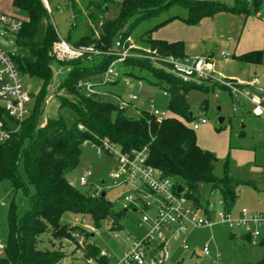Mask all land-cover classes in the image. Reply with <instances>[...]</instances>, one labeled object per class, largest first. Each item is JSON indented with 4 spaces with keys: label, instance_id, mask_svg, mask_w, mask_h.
<instances>
[{
    "label": "trees",
    "instance_id": "obj_1",
    "mask_svg": "<svg viewBox=\"0 0 264 264\" xmlns=\"http://www.w3.org/2000/svg\"><path fill=\"white\" fill-rule=\"evenodd\" d=\"M13 5L24 17L23 27L15 36L16 53L12 57L13 61L22 74L41 80L43 86L33 113L18 124L16 132L9 133L7 140L0 143V184L9 183L14 193L7 212L8 236L4 242L0 264H60L67 257L65 251L38 249L39 238L50 233L53 241H76L75 234L78 232L83 237L78 248L94 263L109 264L107 259L100 256V251L87 242L89 233L84 228L61 223L62 216L71 213L89 216L96 228L106 221L110 224L111 231H118L122 229L121 220L128 211L126 208L115 210L106 194L93 196L91 191L82 192L70 182L69 175L78 167L82 147L87 142L100 144L102 140H108L120 146L124 152L146 148L149 164L175 185H182L186 190L185 196L193 200L197 207H203V186L213 193L219 192L227 211L235 203L239 187L257 186L254 180L229 176L227 165L223 176L215 177L217 158L211 152L201 149L195 131L189 126L197 118L189 115V94L199 91L209 95L219 86L184 83L149 60L128 59L123 66L138 69L139 72L146 71L152 76V83L169 96L168 108L172 113L162 120L145 110L138 111L137 117H131L127 114V109L119 110L116 103L105 101L96 95L87 96L78 88L80 82L97 81L114 58L102 56L91 62L55 60L51 50L59 38L42 1L13 0ZM105 6H114L117 14L113 19L98 22H101L98 38L91 35L75 43L68 42L76 47L95 45L106 51L113 46L119 34L127 39L140 23L158 18L173 7L184 9L186 17H170L160 25L180 20L188 26H196L202 20L218 14L248 16L250 7L255 12L260 7L257 2L249 5L247 1L241 0H234L232 6L208 0H122L119 3L102 0L97 5L100 13L107 12L104 10ZM94 23L95 26L98 25L97 22ZM139 39L149 47L150 52L156 51L162 57H187L182 41L153 39L151 30ZM140 53L143 51L140 50ZM232 57L253 66L264 64V50ZM98 59L100 63L96 64ZM55 64L69 68L67 80L55 94L59 96L60 109L65 107L71 110L75 121L68 126L59 116L47 120L41 127L39 119L45 102L43 98L53 76L51 67L55 68ZM207 104V99L203 100L200 108L205 109ZM6 116L0 109V120L3 121ZM20 163L23 165L26 181L20 175ZM19 193L28 196L29 208L17 224L16 196ZM246 239L252 242L249 235ZM53 241H50L51 245H54ZM259 245L264 249V240ZM255 264H264V255Z\"/></svg>",
    "mask_w": 264,
    "mask_h": 264
},
{
    "label": "rangeland",
    "instance_id": "obj_2",
    "mask_svg": "<svg viewBox=\"0 0 264 264\" xmlns=\"http://www.w3.org/2000/svg\"><path fill=\"white\" fill-rule=\"evenodd\" d=\"M121 1L115 0V2ZM208 1H217L230 6L234 4V0ZM7 4L9 5V3ZM250 8V14L245 23H243L244 17L228 14L223 23L210 25L208 22V26L203 24L201 26L203 35L198 37L196 35L199 31L198 25L188 26L180 20L160 25L170 17H186L187 13L184 9L173 7L158 18L140 23L132 32V42L129 44L132 46L136 44L139 48L146 47V44L141 42L139 37L151 30L153 39L168 42L182 41L185 54L190 58H201L204 57L203 55L212 53V73L216 78L233 79L239 84H246L255 76H258L260 84L264 86V64L253 66L240 62L233 57L228 61H224L221 58L222 53L237 57L241 53L253 51L254 49L264 50V40L257 34L258 31L256 30L257 22L264 19V8L259 9L260 17L258 19H255L257 12L253 11V7ZM112 14L113 10H110L109 14L106 15V19H113ZM49 18L56 28L58 36L65 39L68 36L67 33H70L71 42L90 35L92 31H94V37L100 33L97 25L94 27L90 26L89 20L84 14H80L77 19H73L71 8L67 10L66 8L58 9L56 5L51 6ZM231 19L232 23L236 24L234 33L230 29ZM4 32V29L0 28V46L5 50L12 51L15 48L14 40L10 34H4ZM228 37L235 38V42L230 43ZM99 60L95 63H100ZM55 68L56 72L53 73L43 101L49 96L51 98L47 103H43L39 125L49 119H55L60 116L70 126L75 121V115L68 108L60 109L59 96L55 94L58 88L67 80L69 73L67 68H62L57 64H55ZM117 68L118 79H120V84L117 85V88L123 94V98L127 100L133 95L137 96V100L134 102L136 109H130L127 112L129 116L137 117L138 111L142 110L149 112L156 110L169 116L172 115L168 108L169 96L152 83V76L149 73L146 71L139 72L138 69L133 70L123 65H118ZM103 74L97 79L98 82L102 81ZM21 76L23 83L31 86L32 98L25 106V109L29 112V117L34 111L37 96L43 86V82L39 79L29 78L22 73ZM60 94L63 97H67L63 93ZM101 99H104V97L101 96ZM205 99H207L208 104L202 110L200 105ZM187 102L195 117H203L207 120L206 124L201 125L195 131V135L201 149L211 152L217 158L214 176L222 177L224 167L227 165L229 176L257 182L255 188L251 186L238 188V197L229 211L225 209L219 192L215 191L212 193L206 186H203L201 189L203 208L213 207L210 212V217L213 221H216L217 215L220 213H228L232 220L237 221L241 219V211L243 209L248 212L264 210V120L248 114L250 111L248 107L238 106L239 110H235L230 95L225 91L210 93L209 95L199 91H192L187 98ZM221 118L224 120L222 123L219 122ZM241 134L243 136L240 137L239 135ZM89 170L91 173L87 176V184L81 185L79 182L80 178L86 176ZM19 171L22 178L26 181L22 163L19 165ZM112 171H114V167L110 163L109 158L106 155H98L94 145L91 142H87L82 147L78 167L71 172L69 177L74 180L70 182L78 190L82 192L91 191L92 193L98 190L101 193H105L106 198L114 204L115 210H121L123 209L121 199L129 193V190L124 186H115L112 179L109 178V174ZM30 191L33 192L32 187H30ZM13 197L14 193L9 183H1L0 243L2 244H4L8 236L7 212ZM16 205L15 220L19 224L29 208L28 196H23L19 193L16 196ZM200 215L202 217L206 216L204 209H202ZM141 217V213L128 210L121 220L122 229L118 231H111L110 224L106 221L101 222L100 227L96 228L89 216L73 215L71 213L64 214L61 223L84 228L89 233L87 242L94 245L100 252H105L109 256V264H119L123 256L130 251L133 239L143 240L152 229L151 223L140 226ZM94 231H97V234ZM252 231H254V228L230 227L227 223H216L211 227L202 229L190 228L179 239L171 238L169 240L167 244L168 258L164 264H255L264 255V249L259 245L264 240V228L258 227L260 237L257 240V244L245 240L248 233ZM113 233H117L118 237L115 238ZM80 235V232L75 234L76 241H53L50 233H47L39 238L38 249H62L66 251L65 253L74 255L77 253V247L83 242V237ZM127 237L131 238V240L127 241ZM184 239L187 245L186 249L183 245ZM50 241H53L54 245H51ZM205 247H207L208 255L204 254ZM2 255L3 251L0 250V256ZM78 261L81 264H86L80 255L78 256ZM73 262L74 260L69 256L60 264H72Z\"/></svg>",
    "mask_w": 264,
    "mask_h": 264
},
{
    "label": "built area",
    "instance_id": "obj_3",
    "mask_svg": "<svg viewBox=\"0 0 264 264\" xmlns=\"http://www.w3.org/2000/svg\"><path fill=\"white\" fill-rule=\"evenodd\" d=\"M254 2H257L260 8H264V0H251L248 4L252 5ZM256 16H259V11ZM23 24L24 18L18 15L0 13V28L4 29V34L11 35L14 43L15 36L21 31ZM130 42H132L130 37L124 39L123 34H119L113 46L104 51L95 45L76 47L59 38L52 46L51 55L59 62L77 60L91 62L102 56L114 58L107 67L101 82L87 80L78 84V88L87 96H104L99 87L108 83H116L119 78L118 65H123L128 59H146L184 83L199 85L209 83L219 86L220 88L215 92L226 91L230 95L235 110L238 106L248 107L253 117L264 119V86L260 84L258 76L246 84L216 78L212 73L213 62L209 58L162 57L156 51L150 52V50L140 53V49H134L135 47L130 45ZM15 53L16 46L12 51L0 46V109L18 126L29 115L25 106L30 102L32 93L31 86L23 83L21 72L13 61L12 57ZM221 57L224 61H228L231 55L222 53ZM67 70L69 71V68ZM50 98L51 96L45 100V103ZM136 100L137 96L133 95L127 100L117 98L115 103L119 110H125L132 108ZM151 113L159 120L167 116L166 113L156 110ZM206 123L205 118L197 117L190 126L196 131ZM44 125L45 122L41 127ZM9 133L11 132L4 121L0 120V143L7 140ZM93 145L98 155H106L113 164L114 171L109 174V178L115 186H124L129 190V193L121 199L123 208L142 214L141 227L148 223L152 225L150 233L143 240L133 239L130 251L123 256L119 264H164L168 258L167 244L171 238L179 239L190 228L202 229L216 223H227L230 227L254 228V231L249 232L248 235L252 243L257 244L260 237L258 227L264 228V210L248 212L243 209L241 219L237 221L232 220L228 213H220L216 221H213L210 217L213 207H197L193 200L185 196V189L182 193H178V185L149 164V153L146 148L141 151L124 152L120 146L108 140H102L100 144ZM90 173L89 170L86 176L80 178L81 185L87 184V176ZM100 194L98 190L93 192V196ZM202 209L206 213L205 217L200 215ZM94 232L97 234V231ZM113 236L117 238L118 234L113 233ZM126 239L131 240L129 237ZM183 245L186 249L185 239ZM3 249L4 244L0 243V250L3 251ZM204 254L208 255L207 247L204 249ZM100 256L109 260V256L103 251L100 252Z\"/></svg>",
    "mask_w": 264,
    "mask_h": 264
},
{
    "label": "crops",
    "instance_id": "obj_4",
    "mask_svg": "<svg viewBox=\"0 0 264 264\" xmlns=\"http://www.w3.org/2000/svg\"><path fill=\"white\" fill-rule=\"evenodd\" d=\"M42 1V3H43V5H44V7L47 9V11H48V13H49V11H50V7L51 6H55L56 5V8H58V9H63V8H66L67 10L69 9V8H71V10L73 11V19H77V16L78 15H80V14H84L87 18H88V20H89V24H90V26L91 27H94L95 26V23L94 22H99V21H103L104 19H106V15H108L109 14V12H110V10H113V18L115 17V15H116V10H115V8H114V6H109V7H104V10L105 11H107L105 14H102V13H100V11H99V9L97 8V5L99 4V3H101L102 2V0H41ZM108 1H110L111 3H119V2H115V0H108ZM244 1H251V0H244ZM7 3H9V5L7 4ZM262 8V7H261ZM259 9H260V7L258 8V10L257 11H259ZM256 11V12H257ZM0 13H4V14H15V15H18V16H20V17H22V18H24L18 11H17V9L14 7V5H13V0H0ZM228 16V14H225V13H222V14H218V15H216V16H214L213 18H210V19H204V20H202L199 24H198V29H199V31H198V33L196 34L198 37L200 36V35H203V33H202V27L201 26H203V24H206L207 26L209 25V23H210V25L211 24H213V25H218V24H220V23H223L224 21L223 20H225V18ZM235 16V15H234ZM239 16H241V17H244V22L243 23H245V21H246V19H247V17L248 16H244V15H239ZM257 17V18H256ZM255 17V19H258L260 16H256ZM256 21H258V20H256ZM209 22V23H208ZM230 23H231V26H230V29H232L231 31L234 33L235 32V28H236V24H234V23H232V19L230 20ZM258 24L256 25V30L258 31L257 32V34L264 40V19L263 20H261V21H258L257 22ZM100 24H101V22L100 23H98V25H97V27H99L100 26ZM205 26V25H204ZM211 27V26H210ZM56 29V28H55ZM93 33H94V31H92V33L90 34V35H88V36H91V35H93ZM68 34V36H67V38H65L64 40H66V41H70L71 42V38H70V33H67ZM166 34V33H165ZM58 35V34H57ZM98 35V34H97ZM93 36L94 38H96V37H98V36ZM169 35H171V34H169ZM88 36H85V37H88ZM85 37H81V38H79L78 40H76V41H74V42H71V43H75V42H77V41H79L80 39H82V38H85ZM160 38H162V39H165L164 37H162V36H159ZM58 38H60L59 36H58ZM130 38H131V36H130ZM178 38H180V37H178ZM60 39H62V38H60ZM235 38H233V37H228V41H230V43H234L235 42ZM169 41H171V40H169ZM134 47L135 48H137V49H140V50H142V51H148L149 50V47L146 45V47H142V48H139V47H137L136 46V44H134ZM254 49V48H253ZM256 50H261V49H254L253 51H256ZM249 52H251V51H249ZM245 53H247V52H245ZM241 54H244V53H241ZM240 54V55H241ZM205 58H209V59H213V54L211 53V54H207V55H203ZM188 57V56H187ZM222 58V57H221ZM231 58H232V55H231ZM212 62H213V60H212ZM55 72H56V70H55ZM104 75V74H103ZM104 77V76H103ZM99 78V77H98ZM103 80V79H102ZM119 80L120 79H117V82L116 83H108V84H106V85H104V86H101V87H99L100 88V91H102L103 93H104V100L105 101H110V102H116V99L117 98H123V94L118 90V88H117V85H119L120 84V82H119ZM233 80V79H232ZM233 81H235V80H233ZM95 82H98V81H95ZM226 92V91H225ZM188 98V97H187ZM124 99V98H123ZM133 107L132 108H129V109H127V111L126 112H128L130 109H136V107H135V104H133L132 105ZM239 110V109H238ZM248 114H250V112L248 113ZM192 115H193V113H192ZM258 119H260V118H258ZM264 120V119H263ZM224 121V120H223ZM46 122V121H45ZM244 125V124H243ZM244 128H245V126H244ZM240 137L241 136H243L242 134L241 135H239ZM199 145V144H198ZM72 178H70V180H71ZM247 237V236H246ZM246 237H245V240L246 241H248L247 239H246ZM127 240V239H126ZM127 241H130V240H127ZM65 251V250H64ZM66 252V251H65ZM67 254V257H71V259L72 260H74V262L72 263V264H81V263H79V261H78V256L80 255L81 256V258H82V260H84L85 261V263L86 264H93L94 262L92 261V260H90V258L85 254V253H83V251L80 249V248H78L77 247V253L76 254H74V255H70L69 253H66ZM85 256H87L88 257V259H86L85 258ZM66 257V258H67ZM65 258V259H66Z\"/></svg>",
    "mask_w": 264,
    "mask_h": 264
},
{
    "label": "water",
    "instance_id": "obj_5",
    "mask_svg": "<svg viewBox=\"0 0 264 264\" xmlns=\"http://www.w3.org/2000/svg\"><path fill=\"white\" fill-rule=\"evenodd\" d=\"M105 8H106V7H105ZM51 69H52L53 73H55V68H54V67H51ZM189 115L192 116V112H190ZM3 121H4V123H5L6 127H7V129H8L11 133H14V132L17 131L18 126H17L15 123H13L10 119H8V117H4V118H3ZM219 122L222 123V122H223V119H222V118L219 119ZM70 181L73 182L74 180L71 179ZM177 191H178V193H182V192L184 191V187H183L182 185H178ZM104 195H105V193L102 194V196H104ZM78 240H79V238H78ZM85 258L88 259L87 256H85Z\"/></svg>",
    "mask_w": 264,
    "mask_h": 264
}]
</instances>
